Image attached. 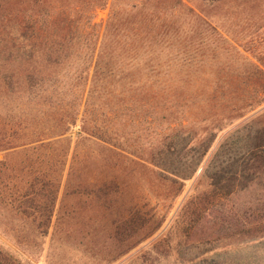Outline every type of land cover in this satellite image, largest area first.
<instances>
[{
    "label": "trees",
    "instance_id": "1",
    "mask_svg": "<svg viewBox=\"0 0 264 264\" xmlns=\"http://www.w3.org/2000/svg\"><path fill=\"white\" fill-rule=\"evenodd\" d=\"M249 1L0 0V234L36 252L50 232L51 242L56 232L70 239L73 210L53 220L62 184L108 211L124 189L109 175L97 178L112 160L105 152L148 175L110 220L105 240L117 244L114 259L155 235L217 134L264 105V55H251L252 62L245 56L251 44L233 45L210 22L223 6ZM104 9L106 20L95 22ZM133 134L146 147L137 156L120 148ZM234 135L243 156L225 160L226 143L219 147L203 173L206 189L194 191L170 232L192 231L214 204L264 182V111ZM82 163L92 167L84 182ZM120 165L110 164V177ZM260 203L208 222L220 226L219 242L238 243L209 251L212 258H244L215 263L205 256L199 264H264L256 249L264 245ZM0 264L30 263L0 250Z\"/></svg>",
    "mask_w": 264,
    "mask_h": 264
},
{
    "label": "rangeland",
    "instance_id": "2",
    "mask_svg": "<svg viewBox=\"0 0 264 264\" xmlns=\"http://www.w3.org/2000/svg\"><path fill=\"white\" fill-rule=\"evenodd\" d=\"M107 15L108 9L98 10L95 14V22H104ZM210 22L222 35L228 36L227 38L234 43L233 45L239 47L246 42V44H251L250 55L245 54V56L252 62H255V60L251 55H264V0H250L244 7H236L234 4L229 7L223 6V8L211 13ZM241 38H243V41H241ZM263 111L264 105L246 117L233 121L217 134L197 172L190 180L184 182L181 194L171 202V208L167 213L162 228L127 255L114 259L117 253V244L106 241L105 233L110 230V220L113 216L122 215L123 209L130 204L135 194V188L145 185L144 182L148 179L147 170L138 165L130 164L122 158H118V161L114 160V158H117L116 156L105 152L103 154L112 160L105 164L102 163L104 166L101 167L103 168L101 169L102 172H99L97 178H116L115 181L122 184V189H124L123 195L120 196L121 198L119 197L118 200H113L109 203L111 208L108 211L103 208L101 201L88 199L83 194L70 195V192L65 190V185L62 184L53 220L55 219L56 221L57 218L61 219L63 217L67 219L70 211L72 212L73 210L70 219L73 226L72 237L68 240L63 239V235L56 232L55 240L51 242L52 232H50L41 251L36 252L21 250L0 234V250L15 259L29 262L30 264H199L206 257L207 261L214 258H212V253H209L211 250L220 252L222 251L220 249L226 245L234 249L238 244L237 241L226 240L219 242L220 235L216 230L220 229V226L212 228L213 224L208 222L214 220L215 216H220L222 213L231 211L243 213L248 208H251L252 205L254 207L262 204L260 202L264 201V182L260 187L252 188L246 193L233 195L214 204L192 231L184 234H182L181 230L170 231L181 208L193 195L194 191L199 188L206 189L203 173L219 147L226 143V148L223 149L225 160L235 156H243L245 150L243 144L235 138L236 135L233 136V133L242 129L254 116ZM77 133V128H74L68 134L72 147L79 139ZM143 138L139 134L128 135L123 141H120L122 146L120 148L131 154L135 152L133 154L136 156L137 154H142L141 152L146 149ZM87 146L84 143L82 149L87 150ZM141 146L143 147L141 148ZM5 158L6 154L0 153V160ZM110 164H121L119 172L115 175L116 177H110L113 176L109 171L111 169ZM130 167H132L133 171L129 170ZM79 168L83 170L84 176L81 182L92 176L90 163H82ZM97 170H100V168H97ZM257 200H259V203H256L258 202ZM226 225L227 223L224 226ZM167 234L166 242L157 244L156 247L158 249H152L151 246ZM167 239L169 240L167 241ZM256 249L258 254L264 252V245H258ZM152 250L154 251L151 252ZM248 251L250 250L248 249ZM239 258L242 259L244 256L232 253L215 257L214 262L233 263L235 259L239 260ZM214 262L208 263L215 264Z\"/></svg>",
    "mask_w": 264,
    "mask_h": 264
}]
</instances>
